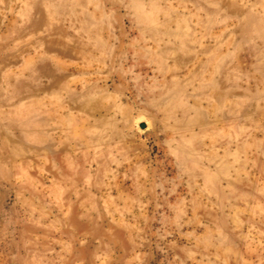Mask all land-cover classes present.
<instances>
[{"label": "rangeland", "instance_id": "obj_1", "mask_svg": "<svg viewBox=\"0 0 264 264\" xmlns=\"http://www.w3.org/2000/svg\"><path fill=\"white\" fill-rule=\"evenodd\" d=\"M0 264H264V0H0Z\"/></svg>", "mask_w": 264, "mask_h": 264}, {"label": "water", "instance_id": "obj_2", "mask_svg": "<svg viewBox=\"0 0 264 264\" xmlns=\"http://www.w3.org/2000/svg\"><path fill=\"white\" fill-rule=\"evenodd\" d=\"M142 127H144V125H142Z\"/></svg>", "mask_w": 264, "mask_h": 264}]
</instances>
